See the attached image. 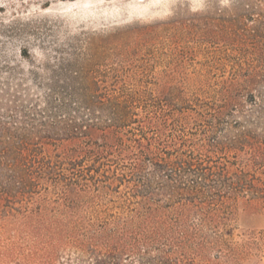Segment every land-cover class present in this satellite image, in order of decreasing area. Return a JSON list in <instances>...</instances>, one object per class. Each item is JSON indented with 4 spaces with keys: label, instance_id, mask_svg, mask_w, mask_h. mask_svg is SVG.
<instances>
[{
    "label": "rangeland",
    "instance_id": "obj_1",
    "mask_svg": "<svg viewBox=\"0 0 264 264\" xmlns=\"http://www.w3.org/2000/svg\"><path fill=\"white\" fill-rule=\"evenodd\" d=\"M6 92L33 101L129 95L160 104L161 112L136 111L149 135L128 137L112 152L117 173L159 141L179 149L174 130L206 153L210 122L223 147L235 144L229 171L252 170L264 160V0H0V114L12 106ZM77 144L47 150L66 158ZM129 186L81 191L44 182L30 200L0 209V264H77L72 241L80 234L137 221L138 208L123 206ZM227 224L223 233L239 256L205 247L193 264H264V205L238 198Z\"/></svg>",
    "mask_w": 264,
    "mask_h": 264
},
{
    "label": "trees",
    "instance_id": "obj_2",
    "mask_svg": "<svg viewBox=\"0 0 264 264\" xmlns=\"http://www.w3.org/2000/svg\"><path fill=\"white\" fill-rule=\"evenodd\" d=\"M6 94L12 106L0 114V209L13 210L30 200L44 182L81 191L110 190L116 182L130 185L123 206L138 208L137 221L101 235L80 234L82 240L72 241L77 264H193L192 255L205 247L239 256L223 231L238 198L264 205V160L254 161L252 170L244 165L229 171L228 154L235 144L223 147L212 122L202 131L206 153H195L187 134L174 130L179 149L170 151L168 141H159L153 151L124 166L123 174L117 173L119 163L109 159L112 152L128 137L147 139L149 131L136 111L161 112L160 104L129 95L33 101ZM152 133L150 140H157ZM64 141L78 142L71 157L47 150ZM111 165L116 168L109 176Z\"/></svg>",
    "mask_w": 264,
    "mask_h": 264
}]
</instances>
